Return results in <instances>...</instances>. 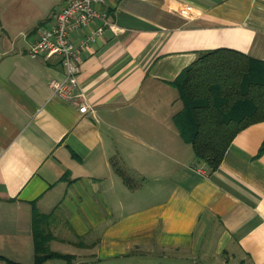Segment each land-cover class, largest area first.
<instances>
[{"label":"crops","instance_id":"crops-1","mask_svg":"<svg viewBox=\"0 0 264 264\" xmlns=\"http://www.w3.org/2000/svg\"><path fill=\"white\" fill-rule=\"evenodd\" d=\"M67 1L0 0V264H34V211L74 264H264V121L212 171L174 123L173 85L202 51L264 61V0H106L73 101L50 88L62 58L29 52Z\"/></svg>","mask_w":264,"mask_h":264},{"label":"trees","instance_id":"trees-1","mask_svg":"<svg viewBox=\"0 0 264 264\" xmlns=\"http://www.w3.org/2000/svg\"><path fill=\"white\" fill-rule=\"evenodd\" d=\"M182 102L174 123L198 159L218 169L235 136L251 124L264 121V61L241 51L217 48L199 53L173 82ZM264 151V143L260 153ZM52 215L34 211L36 258L42 264L74 256L50 249Z\"/></svg>","mask_w":264,"mask_h":264},{"label":"built area","instance_id":"built-area-1","mask_svg":"<svg viewBox=\"0 0 264 264\" xmlns=\"http://www.w3.org/2000/svg\"><path fill=\"white\" fill-rule=\"evenodd\" d=\"M106 0H68L63 9L56 14L51 28L43 29L40 36L30 47L34 58L49 60L54 56L62 58L65 77L53 79L50 88L54 95L69 101L78 98L81 52L96 43L110 26L108 14L101 6ZM97 23L95 28L92 24ZM89 29L85 39L77 44L70 38L71 32ZM88 105L80 106V112H86Z\"/></svg>","mask_w":264,"mask_h":264},{"label":"bare ground","instance_id":"bare-ground-1","mask_svg":"<svg viewBox=\"0 0 264 264\" xmlns=\"http://www.w3.org/2000/svg\"><path fill=\"white\" fill-rule=\"evenodd\" d=\"M64 79V78H63Z\"/></svg>","mask_w":264,"mask_h":264}]
</instances>
